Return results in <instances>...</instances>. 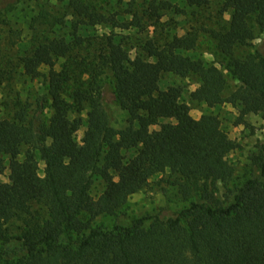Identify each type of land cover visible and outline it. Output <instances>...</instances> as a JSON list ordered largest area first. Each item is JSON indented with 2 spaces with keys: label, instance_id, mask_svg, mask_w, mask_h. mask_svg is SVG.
<instances>
[{
  "label": "trees",
  "instance_id": "16d2710c",
  "mask_svg": "<svg viewBox=\"0 0 264 264\" xmlns=\"http://www.w3.org/2000/svg\"><path fill=\"white\" fill-rule=\"evenodd\" d=\"M55 1L59 9L43 7L32 18L18 55L0 52V96L7 98L0 103V260L264 264V144L236 181L228 158L240 145L220 118H194L181 86H161L167 74L196 77L193 99L264 120V45L237 54L264 31V0H222L221 18L229 19L218 29L203 23L213 0H185V7L129 0L124 13L92 0ZM170 12L199 24L190 23L185 35L159 34ZM103 27L111 30L100 34ZM151 30L157 34L129 47L126 32ZM200 33L214 45L217 63L196 54ZM20 38L11 30L6 40L12 47ZM226 74L239 83L228 98ZM113 104L127 116L122 129L111 124ZM167 172L176 176L182 209L167 218H131L129 198ZM97 181L103 190L95 196ZM218 182L227 190L222 197Z\"/></svg>",
  "mask_w": 264,
  "mask_h": 264
},
{
  "label": "rangeland",
  "instance_id": "374dc122",
  "mask_svg": "<svg viewBox=\"0 0 264 264\" xmlns=\"http://www.w3.org/2000/svg\"><path fill=\"white\" fill-rule=\"evenodd\" d=\"M98 5L104 6L105 10L110 13L126 11L125 3L129 0H124L121 3L119 0H92ZM148 0H136L139 7L146 6ZM170 1L174 5L185 7V0H166ZM222 0H213L212 5L208 9L202 11L204 18V25L210 28L218 29L222 25V21L229 19L226 15L225 19L221 18L220 3ZM53 8L59 9L61 7L60 2L55 0H21L18 2L0 1V9H2V16L5 22L0 23V52L7 55H18L22 51L23 44H25L31 35L30 25L32 18L38 14L41 8ZM192 12V10H189ZM131 19V16H127ZM223 19V20H222ZM167 21L169 26L166 30H161L159 34L166 35L168 31L177 33L179 35H185L187 30H191L190 23L193 25L199 24V22L191 21L190 23L183 22L181 18L174 16V14L167 13L163 19ZM202 23V22H201ZM200 23V24H201ZM191 24V25H192ZM11 30L15 34L20 35V42L14 46H10L7 43V37L10 35ZM110 28H98L100 34L109 32ZM129 35L130 44L129 47H135L138 43L137 38L152 37L157 34L153 30L137 34L135 32H126ZM158 34V35H159ZM22 42V43H21ZM252 46L243 47L237 50L238 55H244L250 52L253 48L264 45V31H260L257 38L253 41ZM196 54L204 59L208 64L217 63L221 58L216 55L214 45L210 43L207 34L200 33V43L196 49ZM227 76V88L224 92V96L228 98L238 87L239 83L233 79L229 74ZM181 86L183 88V100L189 105L191 115L199 119L205 114L217 115L221 120L222 129L228 134L229 138L234 140L240 145V148L233 152L228 160L235 167L236 174L235 180L242 181L247 175V172L251 165V156L258 150V148L264 144V120L258 113H251L245 118H241L240 110L233 107L228 103H224L214 108H210L206 103L195 100L191 97L194 92L200 86V80L196 77L181 78L174 74L165 75L162 81V88L168 86ZM30 85L25 84L16 86L18 89L25 91ZM6 90V89H5ZM6 90L5 93H9ZM15 93L11 94L10 100ZM3 103L6 101V96H0ZM26 101V96L22 98ZM111 124L115 129H122L127 126V116L125 112L116 105H111ZM45 118H49L51 112L48 109L45 110ZM84 119V117H83ZM158 129V127H157ZM85 128H81L77 131V139L81 141L84 137ZM44 163H40V172L43 174ZM176 176L173 173L167 172L164 175H159L150 180L148 186L138 193L132 195L128 201L127 212L131 218L138 217H156L167 218L175 216L176 213L184 206V200L179 192L178 186L174 185ZM103 186L100 181H97L93 195L98 196L101 194ZM225 187L218 182L217 193L219 197H222L226 193ZM19 224V223H17ZM0 264H8L5 261L0 260Z\"/></svg>",
  "mask_w": 264,
  "mask_h": 264
}]
</instances>
